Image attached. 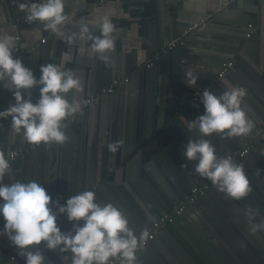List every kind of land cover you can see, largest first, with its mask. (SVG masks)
<instances>
[{"label":"water","instance_id":"1","mask_svg":"<svg viewBox=\"0 0 264 264\" xmlns=\"http://www.w3.org/2000/svg\"><path fill=\"white\" fill-rule=\"evenodd\" d=\"M97 2L99 0H90L92 4L83 10L98 11L97 8L93 9V4ZM228 2L229 0L222 1L221 7L224 8ZM233 2L235 1H231ZM164 9L165 14L169 16V24L165 21L160 25L161 29H157L156 22L154 25L151 23L148 33L150 39L134 42L133 47L140 50L144 47V50L138 51L140 55L131 59V62L127 63L125 59L118 57V62L114 63L110 58L107 64L102 65L97 56L98 59H93L92 62H80L85 66H75L80 69L91 68L88 77L95 80L97 87L95 86L90 95H94L112 79L124 77L127 72L132 73L130 80L115 89L114 93H117L118 97L122 96L121 99L118 98L121 101L115 102L116 96L113 93L104 96L100 103L89 106L81 116L65 123L64 130L69 137L67 142L41 143L25 155L15 157L11 162L12 176L5 174L3 183L36 180L45 187L53 201L58 200L61 204L69 197L77 195L80 190L92 189L96 192V202L113 203L128 217L129 226L138 236L150 225H147L148 223L171 210L203 178L195 171L196 161H189L184 155L188 140L196 139L201 134L198 128L189 131L182 117L192 120L198 114H203V104L201 99L198 100L203 89L207 88L219 96L226 89V80L222 76L230 77L231 70L238 68L232 61L219 77L217 74L221 64L238 53L244 56L248 53V65H245L243 74L246 82L243 87L247 94L243 98L242 107L255 126L246 136L227 138L212 134L206 138L215 146L218 156H226L236 150L237 146L252 141L253 147L249 152L252 156L246 155L235 160L243 165L251 191L236 200L217 190L215 186L210 187L163 227L172 232L168 242H160L157 237L138 249L136 257L137 264H264V254L260 252L264 250V228L257 227L253 231L254 225H264V27L259 31L254 30L264 19L253 12V19L240 20V25L234 27V33L227 39L214 38L216 42L198 40L200 42H197L196 46L199 51L190 45L199 34L209 32L202 30L205 25L187 30L196 22L186 21L185 3L180 6L173 0H168ZM88 12L82 11L81 16L91 14ZM85 19L90 20L83 18ZM22 21L28 23L25 19ZM38 25H30L27 28H38ZM36 32L41 34L39 29ZM226 37L227 35H224V38ZM172 43L174 45L170 47ZM15 44L20 50L15 47L14 56L19 57L25 66L32 69L37 78L42 64L61 62L60 58H53L49 52L46 53L43 47L30 44L23 50L24 47L19 46L18 41ZM115 48H119V45ZM135 48L132 49L133 52ZM259 48L262 51L259 52ZM203 53L211 54L210 60L205 59ZM95 63L101 66L98 67L101 71L97 70ZM189 64L204 67L206 78H198L194 87L185 82V88L190 91L187 93L186 89L177 88L176 80L182 81L183 84ZM136 76H140L138 79L142 80L147 76L148 79L138 84ZM167 81L171 82L167 92L170 90L173 96L178 97L175 102L169 100L175 105L172 108H167L162 103V98L167 99L165 96L161 97V92L167 85L163 83ZM86 83L87 80L84 79L83 85ZM231 84L242 86L240 82ZM28 91L31 92V99L35 103L40 96L39 86ZM191 91L198 92L199 96L190 102V107L178 113L175 107L185 105L179 98H187L193 94ZM90 95H76L81 101V108ZM72 96L67 94L69 100ZM11 103H14L12 92L0 86V111ZM255 106H258L257 113L254 112ZM94 107L98 108V114L92 116V112L91 115L89 112L95 109ZM138 111H145L141 114L143 118L138 117ZM138 122L150 128L154 124L153 134L148 137L144 132H138ZM10 124L11 117L0 119V150L6 155L19 144L26 142L22 134L13 132ZM165 124L169 126L163 127ZM258 130L261 131L255 136ZM145 138L149 140L143 145ZM121 139L124 141L122 148L115 154L110 152L108 144ZM166 181L171 183L169 187L165 184ZM51 207L55 209L54 204ZM208 207L213 208L216 214L213 215ZM202 219H207L213 228L220 231L222 238L215 235L214 238L204 227V221L200 222ZM80 223L83 224V221ZM175 223H181L186 234L204 246L205 253L210 257L208 260L203 254L197 253L196 248L182 232L176 234L172 230V227L179 230ZM57 224L62 231H72L73 222L68 220L66 214H58ZM3 226L4 219L0 216V264H24V258L12 247ZM202 242H205V245ZM37 247L44 253L45 264H71L70 252L49 250L43 242ZM180 252L187 259L180 258Z\"/></svg>","mask_w":264,"mask_h":264},{"label":"clouds","instance_id":"2","mask_svg":"<svg viewBox=\"0 0 264 264\" xmlns=\"http://www.w3.org/2000/svg\"><path fill=\"white\" fill-rule=\"evenodd\" d=\"M13 2L26 13L24 19L28 23L39 21L45 31H51L69 45L79 40L81 54L95 53L106 64L109 62L108 53L115 50L119 32L112 19L115 8L80 24L78 32L66 35L63 26L69 22V14L65 11V0ZM44 39L42 36L41 40ZM16 40V36L0 32V86L11 91L14 97V103L0 111V119L11 117V129L15 134H22L28 144H63L69 139L63 121L81 110L76 94L84 90L82 79L72 69L65 68L71 59L66 51L61 53L60 63L42 64L37 78L19 57L13 56ZM198 78L189 69L184 80L194 87ZM225 84L226 89L219 96L207 88L200 93L203 114L192 120L182 117L189 131L198 128L201 134L188 140L184 155L189 161H196L195 171L209 179L217 190L239 200L251 191L243 165L231 156H218L215 146L206 138L212 134L227 138L246 136L255 126L242 107L246 89L227 81ZM37 86L40 96L34 103L28 90ZM70 92L73 93L71 100L67 98ZM123 144V139L112 141L108 149L115 154ZM15 155V152L6 155L0 150V216L4 219V232L17 254L24 258V264H45L44 253L37 247L42 242L49 250L70 252L71 264H116V261L137 264L136 252L143 247L147 232L138 237L129 226L128 217L111 202H96V192L92 189L80 190L61 204L53 201L36 180L3 183L5 174L12 176L11 161ZM58 214H66L73 222L72 231L61 230ZM257 227L264 228V225H254L253 231Z\"/></svg>","mask_w":264,"mask_h":264},{"label":"crops","instance_id":"3","mask_svg":"<svg viewBox=\"0 0 264 264\" xmlns=\"http://www.w3.org/2000/svg\"><path fill=\"white\" fill-rule=\"evenodd\" d=\"M222 1H224V0H173V2L175 4L180 5V6L181 5L183 6L185 3V8H186L185 13H186V17H187L186 18L187 22H190L192 20H194L193 22H197V21H200L201 19L205 20V22H206L205 27H203L202 30L209 31V32L202 33V35L199 34L197 37H195V40H193V44L190 45V47L194 46L197 50L200 51V49L196 45H198V43L201 40L204 41V39H205L206 41L212 40V41L216 42L217 40H215L214 38H216V39H227L228 37H230L234 33L233 32L234 27H238L240 25L239 24L240 20H243V19L246 20L248 18L253 19L252 18L253 12L258 14L259 18L262 17L264 19V0H229V2L225 5L224 8L221 7ZM231 1H235V2L231 3ZM33 2H34V0H33ZM167 2H168V0H99V2L93 4L94 5L93 9L96 10V8H97L98 11L93 12L89 9L90 12H88L89 10H85V9L83 10V8H88L92 4V3H90V0H65V11L69 14V22L67 24H65L63 26V28H64L66 35L71 34L72 32H78L80 24L88 23L91 19L102 14L104 11H107L110 8H115L116 9V15H114L112 17V19H113V22L117 25V27L119 29L118 39L116 41V45L118 44L119 48H115V50L113 52H110L108 54H109L110 58L113 59L114 63H115V61L118 62V57L119 58L121 57V59H125V61H127V63H129V62H131V59H134V58L138 57V55H140L139 52L144 50L143 49L144 47L142 45H141V47H143V48H141V50L139 48L133 47L134 42L136 43L137 41H143V40L150 39V37L148 36L149 30H150L149 27L152 24L154 25V22H156V26H157V27H155V26L154 27L157 29H161L160 25L162 23H164L165 21L166 22L168 21L169 16H167V14H165L166 11L164 9ZM84 4H85V6H82ZM82 11L88 12L91 14L84 15L82 17L81 16ZM25 16H26V13L24 11H20L18 9L17 5L13 2V0H0V32L9 33V34H12L16 37L19 36V39H17L16 41H18L19 46L22 45V47H24L23 50H25L31 44V45H34L35 47H39V46L43 47L45 52L46 53L49 52L53 56V58H60L61 53L65 52V51L70 53L71 59L64 66L72 69L77 75H79L82 79V82H84V79H85V81L87 80V83L84 86L85 88H84L83 92L76 94V95L83 96L85 94H87V95L92 94L94 91V88H96L97 86L95 84V80L93 78L89 79V77H88V76H90V74L88 75V72L91 71V68H90V70H89V68L88 69H80L79 67H75V66H85V64L82 65V64H80V62H85V63L88 61L92 62L93 59H98L97 55L95 53H90V52H85V53L81 54L78 51V49L80 48V41L79 40L75 41V43H73L72 45H69L65 40H62L60 37H58L57 35H55L51 31H45L43 28V25L39 21H38V23H23L24 21H22V20L24 19ZM85 17L90 18V20H88V21H86V19L83 20V18H85ZM34 24H39L40 26L38 25V28H27L30 25H34ZM21 26H24V27H21ZM263 27H264V20L262 22H260V24L254 28V30L259 31V29H263ZM37 29H39V33H41V34H37V32H36ZM93 31L96 32V29L93 28ZM95 34H99V33H95ZM212 34H214V35H212ZM224 35H227V37L224 38ZM42 36L45 38L43 41L41 40ZM129 40L132 43H130ZM198 40H200V41L198 42ZM90 43L91 42H89V44ZM144 44H146V43L144 42ZM133 48H135V52L132 51ZM19 50L20 49L18 47V51ZM14 51H16V48ZM258 51L259 52L262 51L261 48H259ZM205 53H203L204 58L210 60L209 55H211V54L206 55ZM246 55L248 56V53H246ZM13 56H14V53H13ZM236 56L238 57V59H235ZM236 56L234 58H229L228 60H225V62L233 61L234 63H236L235 67L237 66L238 68L231 70V73H229L230 77H226V75H224V76H222V78H224L227 82H230V83L231 82H240L241 85L243 86L244 84H246V82H244L245 77L243 74H244V70H245L244 68H246L245 65H248V63L246 62L247 56L241 55V53H238ZM143 57H144V53H143ZM237 60L239 61L238 63H237ZM101 63H102V65L105 64V62L102 60H101ZM95 66H96L98 71H101V69H98V67H101L99 64L95 63ZM186 68L191 69L193 71V73L199 77L200 80L206 78V76H204V72L206 71V69H204V67H202L200 65L196 66L194 64H189ZM207 68H208V66H207ZM125 76H127L130 80L132 78L133 74L127 72L125 74ZM139 77L136 76L138 84H141L143 82V80L145 82V80L148 79L147 76L146 77L143 76L144 77L143 80L138 79ZM134 78H133V80H134ZM207 79H209V77H207ZM133 80H132V82H133ZM146 82H148V81H146ZM176 82H178L177 88L183 89V90L186 89L185 92H187V93L190 92L184 86L185 80H183V84H181L182 81L180 82V80H176ZM170 83L171 82H168V81H167V83H163V85L164 84H167V85L164 87L163 91L161 92V97L165 96V98H167L165 100L162 98V103L167 108H172L173 106H175L174 104L170 103L169 100H174V102L176 100H178V97L173 96L172 91L169 90V92H167L169 85H171ZM182 85H183V87H182ZM172 87H176V86H172ZM116 88H118V87H116ZM194 90H196V88ZM114 92H115V90L112 93L115 94ZM164 92H166L165 95H164ZM191 92L193 94L188 95L187 98H182V97L179 98V99L183 100V104H185V105L175 107L176 109H178V110H176L178 113L182 112L184 110V108L190 107V102H192L194 100V97L199 96L198 92H196V91H194V92L191 91ZM68 94L73 95V93H71V92ZM116 94H115V96H116L115 102H120L121 100L119 101L118 98L121 99L122 96L119 95V97H118ZM166 95H168V96H166ZM177 95H180V94L177 93ZM90 96H92V95H90ZM90 96H88V97H90ZM198 100H200V98H198ZM165 101H167V102H165ZM98 102L93 104L92 107L95 106ZM94 108L95 109H91L89 112L90 115L92 112V116H95L96 114H98V108L97 107H94ZM254 108H255L254 112L257 113L258 112V106H255ZM144 112L138 111V114H137L138 117L143 118L144 116L142 117L141 114ZM167 126H169V125L168 124L163 125V127H165V128H167ZM136 128H137L138 132H144L149 137L153 134L154 124L150 128L146 124H144L142 122H138ZM171 130H173V129L171 128ZM158 131L161 132V130H159V129H158ZM259 131H261V130H258L255 133V136L259 133ZM148 140L149 139L145 138L143 141L144 142L143 145H145L148 142ZM22 144L23 143L19 144V146H21ZM243 144H245V143H243ZM242 145H239L237 147H240ZM252 147H253V145H252ZM249 154L250 153H248V155ZM249 156H252V155H249ZM251 158H253V157H251ZM165 184L168 185V187H169V184H171V183H168L166 181ZM209 210H210V212L212 211L213 215L216 214V211H214L213 208H209ZM203 221L205 224V226L204 225L203 226L206 227L213 234V237L215 235L219 238H222L221 236H223V235L221 234V232L217 231L215 228H213L209 224L207 219H205V220L202 219L200 222H203ZM149 224L150 223H148L147 225H149ZM175 224L179 230L174 229L171 225L172 230L176 234H179V232H182V234L193 244V247L196 248L197 253L199 252V253L203 254V257L206 260H208L210 257H208L207 254L205 253L204 246H202V244L199 245L198 242H196L192 236H190L189 234H186L185 227L181 223L180 224L175 223ZM171 233L172 232L170 230H168L167 228H165V229L163 228V230H161V232L158 234V236L155 237L154 240H156V238L158 237L160 242L166 243V242H168ZM202 243L204 244L205 242H202ZM178 256L180 258L185 257L182 252H180ZM184 259H187V258L185 257Z\"/></svg>","mask_w":264,"mask_h":264},{"label":"built area","instance_id":"4","mask_svg":"<svg viewBox=\"0 0 264 264\" xmlns=\"http://www.w3.org/2000/svg\"><path fill=\"white\" fill-rule=\"evenodd\" d=\"M205 24H206L205 20L201 19L200 21L194 23L192 26H189L187 28V30H192L193 28H197L199 26H204ZM17 39H19V36H17ZM173 45H174V43H172L170 46H173ZM231 64H232V61L224 62L222 64V67H221L219 73H218V76L220 77L225 72L227 67L230 66ZM128 80H129V78L127 76L112 79L108 84L102 86L94 95L88 97L86 102H85L86 104L81 108L80 112L77 113L74 117L81 116L85 112L86 108L95 104L104 96L112 93L116 89V87H118L119 85H121L123 83H126ZM194 98H196V96ZM74 117L68 118L67 120L63 121V123L64 124L67 123L68 121H70ZM252 145H253L252 141L247 142L226 156H231L233 158V160L235 161L239 158L244 157L246 155V153L250 150ZM34 147H36V145L28 144L26 141L21 146L15 148V149H12L10 152H15V154H16L15 157L23 156L30 149H33ZM212 186H214V185L212 184V182L209 179H207L206 177L201 178L199 180V183L197 185L193 186L191 188V190L186 195L183 196L182 200L178 204L173 206L171 210H169V211L163 213L162 215L158 216L155 220H153L150 223V225L147 228H145L144 230H142L139 233L138 237H140L144 232H147V236L144 237L143 246L147 245L149 242L154 240L155 237L157 236V234L159 233V231L163 227H165V225L168 222L172 221L175 216L180 215L183 212V210L185 209L187 204L192 203L195 200H197L198 197L203 195ZM116 264H119V262L116 261Z\"/></svg>","mask_w":264,"mask_h":264},{"label":"flooded vegetation","instance_id":"5","mask_svg":"<svg viewBox=\"0 0 264 264\" xmlns=\"http://www.w3.org/2000/svg\"><path fill=\"white\" fill-rule=\"evenodd\" d=\"M249 152H250V150L246 153V155H248ZM246 155H245V156H246ZM175 217H176V216H175ZM175 217H174V218H175ZM152 241H153V240H152ZM262 243H263V245H264V239L262 240ZM260 252H261V254H264V250H263V249H262V251H260Z\"/></svg>","mask_w":264,"mask_h":264}]
</instances>
